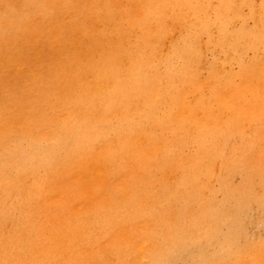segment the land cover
Instances as JSON below:
<instances>
[{"label":"rangeland","instance_id":"374dc122","mask_svg":"<svg viewBox=\"0 0 264 264\" xmlns=\"http://www.w3.org/2000/svg\"><path fill=\"white\" fill-rule=\"evenodd\" d=\"M0 264H264V0H0Z\"/></svg>","mask_w":264,"mask_h":264}]
</instances>
